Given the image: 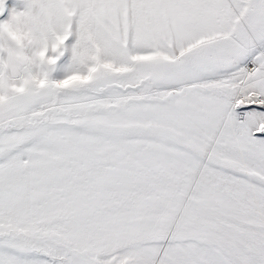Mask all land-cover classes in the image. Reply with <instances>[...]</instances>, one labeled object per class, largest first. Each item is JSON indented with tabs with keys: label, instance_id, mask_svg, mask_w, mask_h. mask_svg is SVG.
<instances>
[{
	"label": "snow or ice",
	"instance_id": "1",
	"mask_svg": "<svg viewBox=\"0 0 264 264\" xmlns=\"http://www.w3.org/2000/svg\"><path fill=\"white\" fill-rule=\"evenodd\" d=\"M0 264H264V0H0Z\"/></svg>",
	"mask_w": 264,
	"mask_h": 264
}]
</instances>
